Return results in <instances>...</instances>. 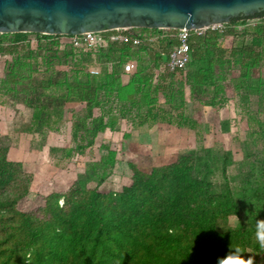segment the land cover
Listing matches in <instances>:
<instances>
[{"label": "rangeland", "instance_id": "1", "mask_svg": "<svg viewBox=\"0 0 264 264\" xmlns=\"http://www.w3.org/2000/svg\"><path fill=\"white\" fill-rule=\"evenodd\" d=\"M245 28L239 21L234 38H221L219 49L192 61L183 74L166 76L158 71L166 58L158 59L160 43L151 49L109 44L90 50L67 40L29 35L16 44L5 36L0 161L8 163L9 174L0 182V199H18L14 212L26 213L35 225H52L59 208L88 202L94 191L122 193L135 165L159 187L148 203L158 213L172 190L170 168L185 163L213 196L235 200L239 214L221 218L218 230H247L246 255L264 264L254 228L264 219V58L255 65L245 52L252 41ZM129 63L134 69L127 73ZM103 80L119 90L109 112L100 94L89 91ZM144 85H152L149 103L169 121L141 124L146 107L127 113L123 103ZM40 104L47 109L41 111ZM184 119L188 126L177 125ZM0 217V250L26 251L21 220L8 211Z\"/></svg>", "mask_w": 264, "mask_h": 264}, {"label": "trees", "instance_id": "2", "mask_svg": "<svg viewBox=\"0 0 264 264\" xmlns=\"http://www.w3.org/2000/svg\"><path fill=\"white\" fill-rule=\"evenodd\" d=\"M256 18L255 21L248 17L233 19L224 29L210 30L201 37H193L190 64L219 49L221 38H234L237 24L241 21L246 26L245 33L252 37L245 52L251 59H256L254 64L258 65L264 58V12ZM141 32H151L157 38L139 47L151 49L160 43L164 48L158 53L159 60L166 56L158 67L161 75L185 72H170L164 67L169 51L176 43L166 35L168 31L141 29ZM8 35L14 37L16 44L24 43L29 35H34L39 39L67 40L74 47L71 36L18 33L0 34V50L3 49L2 39ZM109 44L133 46L115 42L105 46ZM89 91L100 94L101 105L106 112L117 106L119 90L109 87L105 80L100 88L91 86ZM154 93L152 85L136 86L123 106L128 114L139 113L146 107L141 124L167 122L169 116L156 112L149 103ZM39 109L45 111L47 108L40 104ZM39 114H34L35 123L39 121ZM188 124V119L177 123L180 127ZM7 165L6 161H0V182L5 181L9 174ZM140 165L146 166L147 163L141 160ZM130 170L132 181L122 193L104 195L94 191L88 202L76 201L70 209L58 206L52 225H35L26 213L14 212L18 199H0V213H15L28 237L26 251L12 249L8 254V249L0 250V264H216L217 258L229 251L230 243L247 250V230H218L221 218L239 214L235 200L230 195L225 198L213 196L207 182L193 177L191 166L178 163L170 168L172 190L166 205L158 213L148 205L149 198L159 190L154 178L138 166L130 165ZM3 224L0 217V227Z\"/></svg>", "mask_w": 264, "mask_h": 264}, {"label": "water", "instance_id": "3", "mask_svg": "<svg viewBox=\"0 0 264 264\" xmlns=\"http://www.w3.org/2000/svg\"><path fill=\"white\" fill-rule=\"evenodd\" d=\"M262 11L264 0H0V34L192 30L255 19Z\"/></svg>", "mask_w": 264, "mask_h": 264}, {"label": "built area", "instance_id": "4", "mask_svg": "<svg viewBox=\"0 0 264 264\" xmlns=\"http://www.w3.org/2000/svg\"><path fill=\"white\" fill-rule=\"evenodd\" d=\"M224 25H212L207 28L200 29H158L165 30L166 34L175 40V45L170 49L167 61L164 65L165 69L170 72L186 71L192 58L191 39L193 37H201L210 30H220ZM141 29H116L107 32H88L82 35L71 36L72 43L75 48L86 47L88 49L97 46H105L110 42L115 43H131L135 47H139L147 42L154 41L157 37L153 33H142ZM151 30V29H150ZM134 65L129 63L125 66L127 73L132 72ZM93 74H98L99 71L92 69Z\"/></svg>", "mask_w": 264, "mask_h": 264}, {"label": "clouds", "instance_id": "5", "mask_svg": "<svg viewBox=\"0 0 264 264\" xmlns=\"http://www.w3.org/2000/svg\"><path fill=\"white\" fill-rule=\"evenodd\" d=\"M230 221L235 220L239 222L238 217H230ZM255 239L259 244V247L264 249V219H258L254 225ZM216 264H256L255 258L246 255V251L240 246L231 244L229 245V251L222 257H218Z\"/></svg>", "mask_w": 264, "mask_h": 264}, {"label": "crops", "instance_id": "6", "mask_svg": "<svg viewBox=\"0 0 264 264\" xmlns=\"http://www.w3.org/2000/svg\"><path fill=\"white\" fill-rule=\"evenodd\" d=\"M0 111H1V108H0Z\"/></svg>", "mask_w": 264, "mask_h": 264}, {"label": "flooded vegetation", "instance_id": "7", "mask_svg": "<svg viewBox=\"0 0 264 264\" xmlns=\"http://www.w3.org/2000/svg\"><path fill=\"white\" fill-rule=\"evenodd\" d=\"M262 12H264V11H262ZM262 12H261V13H262Z\"/></svg>", "mask_w": 264, "mask_h": 264}]
</instances>
